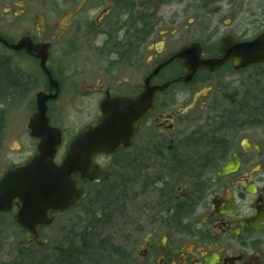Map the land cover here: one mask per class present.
Returning <instances> with one entry per match:
<instances>
[{"label":"flooded vegetation","instance_id":"obj_1","mask_svg":"<svg viewBox=\"0 0 264 264\" xmlns=\"http://www.w3.org/2000/svg\"><path fill=\"white\" fill-rule=\"evenodd\" d=\"M59 10L62 26L30 18L15 35L0 24L8 44L37 48L30 56L0 42L1 68L31 63V118L39 93L54 97L47 117L62 147L66 108L81 106L86 121L64 160L102 124L104 104L126 100L140 117L128 147L93 156L106 178L74 174L83 195L72 209L99 208L104 187L122 190L108 216L123 217V264H264V62L247 65L264 59V0H63ZM17 211L0 215L15 223Z\"/></svg>","mask_w":264,"mask_h":264},{"label":"rangeland","instance_id":"obj_2","mask_svg":"<svg viewBox=\"0 0 264 264\" xmlns=\"http://www.w3.org/2000/svg\"><path fill=\"white\" fill-rule=\"evenodd\" d=\"M62 5L63 0H0V24L10 27L15 35H20L29 28L30 18L31 27H35L37 24L42 25L44 21L51 23V19L62 26L65 20L60 10L56 15L51 13ZM10 8H12V13L7 14ZM22 12L24 14H21ZM5 30L8 31V28ZM17 64L26 77H31V63L27 59L20 58ZM28 87L30 88L31 85ZM17 90L15 98H8L5 103H0V129L2 130L0 179L11 167L30 161L37 151L38 142L29 136L28 123L34 111V98L39 89H36L32 95L31 90H22L18 87ZM80 110L81 106L78 104L68 105L66 108V116L62 120L64 142L59 148L56 158L58 164L63 160L68 143L80 130V123L86 121L85 117L80 115ZM121 173L124 175L123 171ZM115 185L121 187L119 182H116ZM108 189L104 187L99 191L102 192L100 201L98 199L99 208L85 209L84 206L87 207V204L83 203V206L56 216L54 223L41 231L40 236L47 241L41 246L34 243L28 245L26 241L28 235L14 223L13 217L0 215V264H30L28 259H31L32 264L33 261L40 262L44 259H51L55 254V249L69 251L71 246L81 245L84 231L89 230L92 226L99 232L101 240L105 239L107 242L114 243L120 248V251H123L124 247L121 248V244L127 238V233L122 225L123 217L116 215L107 220L104 216V218H99L98 214V211L108 207L110 197L115 200L122 194V190H120L113 196H111L113 192H110V196L107 197L105 192ZM107 214L108 210L105 216ZM101 242L99 241V243ZM102 255L104 258L101 264L118 263L111 250H103ZM52 259L55 260V258Z\"/></svg>","mask_w":264,"mask_h":264},{"label":"water","instance_id":"obj_3","mask_svg":"<svg viewBox=\"0 0 264 264\" xmlns=\"http://www.w3.org/2000/svg\"><path fill=\"white\" fill-rule=\"evenodd\" d=\"M0 42L14 51L25 50L30 56L37 51V48H31L29 40L10 45L0 37ZM37 58L41 61L43 72L51 79L46 67V47L38 50ZM255 60L247 65L264 62V59ZM52 98L39 93L37 113L29 120L31 137L40 141L38 154L26 166L8 172L0 181V212L8 213L17 206L15 222L34 236L29 241L39 245L47 243L39 236L40 229L52 225L54 215L75 206L83 195L73 178L74 174L79 173L82 178L89 180L99 176L106 178L108 174L93 164V156L97 153L113 154L120 147H128L140 121V117L130 112L126 100H116L111 110L104 104L102 124L76 138L62 164L56 165L54 160L62 143V133L49 126L47 103Z\"/></svg>","mask_w":264,"mask_h":264},{"label":"trees","instance_id":"obj_4","mask_svg":"<svg viewBox=\"0 0 264 264\" xmlns=\"http://www.w3.org/2000/svg\"><path fill=\"white\" fill-rule=\"evenodd\" d=\"M7 69L8 68L0 67V103L2 104L3 102L5 103V100L8 98H15L16 96L15 94L18 91L17 87L21 88L22 90L23 89H27L28 91L31 90L27 88L30 85L28 79L29 77L24 78L22 73L12 74ZM1 143H2V130L0 129V145ZM105 195L109 197L110 193L109 194L105 193ZM109 201L112 203L111 198H109ZM107 210L109 213V209L107 207L104 210L98 211V214L101 218L105 217L108 220L110 219L108 214L105 216ZM82 237L83 239L81 245L79 246L73 245L70 247L69 251L60 248L55 249V254L54 256L51 257V259H44L43 261L40 262L33 261L32 264H101L104 258L102 253L103 250L106 249H109L112 252H114L115 254L114 257L117 259L118 263L120 264L123 263L119 259L122 258L121 256L124 250L120 251V248L115 246L114 243L112 244L110 242H107L105 239L101 240V238H99L100 237L99 232H97L96 229L93 228V226L90 227L89 230L84 231ZM99 241L102 242L99 243ZM121 248H123V246ZM118 257L120 258L118 259ZM52 258H55V260H53Z\"/></svg>","mask_w":264,"mask_h":264}]
</instances>
